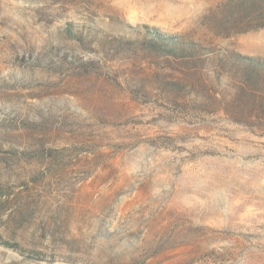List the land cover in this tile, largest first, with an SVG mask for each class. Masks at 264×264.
<instances>
[{
    "label": "rangeland",
    "instance_id": "obj_1",
    "mask_svg": "<svg viewBox=\"0 0 264 264\" xmlns=\"http://www.w3.org/2000/svg\"><path fill=\"white\" fill-rule=\"evenodd\" d=\"M0 264H264V0H0Z\"/></svg>",
    "mask_w": 264,
    "mask_h": 264
},
{
    "label": "trees",
    "instance_id": "obj_2",
    "mask_svg": "<svg viewBox=\"0 0 264 264\" xmlns=\"http://www.w3.org/2000/svg\"><path fill=\"white\" fill-rule=\"evenodd\" d=\"M153 36L155 38H157L158 41L163 42L165 44H168V46H171V44H172V47H170V51L174 50V49L175 50H182V51L186 50L185 52L187 53L189 51V54H190V51H193L191 49V47H188V49H186V47L183 46V44L173 40V37H171V36L161 35V34H159L158 36H156V34L155 35L153 34ZM251 64H252L251 68H255L254 63H251ZM251 74H253V69L251 70V73L249 72V75H251Z\"/></svg>",
    "mask_w": 264,
    "mask_h": 264
}]
</instances>
